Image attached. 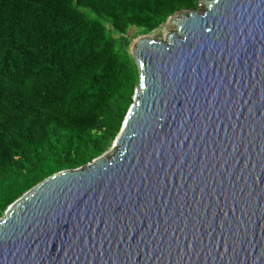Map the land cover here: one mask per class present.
Returning <instances> with one entry per match:
<instances>
[{
	"label": "water",
	"instance_id": "1",
	"mask_svg": "<svg viewBox=\"0 0 264 264\" xmlns=\"http://www.w3.org/2000/svg\"><path fill=\"white\" fill-rule=\"evenodd\" d=\"M200 5L137 37L112 146L8 206L0 264H264V0Z\"/></svg>",
	"mask_w": 264,
	"mask_h": 264
},
{
	"label": "trees",
	"instance_id": "2",
	"mask_svg": "<svg viewBox=\"0 0 264 264\" xmlns=\"http://www.w3.org/2000/svg\"><path fill=\"white\" fill-rule=\"evenodd\" d=\"M200 2L0 0V217L111 147L140 83L133 39Z\"/></svg>",
	"mask_w": 264,
	"mask_h": 264
},
{
	"label": "rangeland",
	"instance_id": "3",
	"mask_svg": "<svg viewBox=\"0 0 264 264\" xmlns=\"http://www.w3.org/2000/svg\"><path fill=\"white\" fill-rule=\"evenodd\" d=\"M204 6L200 5V8L203 9ZM175 30V26L173 23L171 22H166L163 23L160 27L154 29L153 31H151L150 33H147L145 36L146 37H160L163 36L164 40H167V37L169 36L170 33H172ZM136 33V29L132 28L130 30V35L134 36ZM144 37V36H142ZM137 40V37L135 39H133L131 45H130V51L133 49L134 47V43ZM139 88V85L137 86L136 90ZM113 144V143H112ZM112 146V145H111Z\"/></svg>",
	"mask_w": 264,
	"mask_h": 264
}]
</instances>
